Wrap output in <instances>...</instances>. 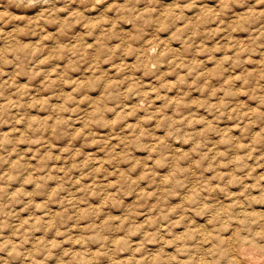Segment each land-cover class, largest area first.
Segmentation results:
<instances>
[{"label":"rangeland","instance_id":"rangeland-1","mask_svg":"<svg viewBox=\"0 0 264 264\" xmlns=\"http://www.w3.org/2000/svg\"><path fill=\"white\" fill-rule=\"evenodd\" d=\"M262 220L264 0H0V264L224 263Z\"/></svg>","mask_w":264,"mask_h":264},{"label":"bare ground","instance_id":"bare-ground-1","mask_svg":"<svg viewBox=\"0 0 264 264\" xmlns=\"http://www.w3.org/2000/svg\"><path fill=\"white\" fill-rule=\"evenodd\" d=\"M31 1H33V0H31ZM146 52H147V50H146ZM254 226H256V229L250 233L251 238H249L248 232L245 233L244 235H242L236 241H235V238L233 237V234L231 237H229L230 236L229 235L228 237L230 238L231 245L229 247V251L227 250V258H226L224 263H216V264H264V220H262L260 222V225H254ZM232 229H234V228H232ZM231 233H233V232H231ZM199 239H201V238H198V240ZM198 240H197V244H199L201 242V240H200V242L198 243ZM227 240H229V239L227 238ZM204 251H206V250H204ZM220 254H224V251L221 250ZM207 261H209V259ZM211 264H214V263H211Z\"/></svg>","mask_w":264,"mask_h":264}]
</instances>
